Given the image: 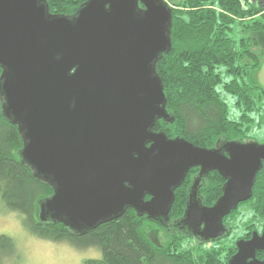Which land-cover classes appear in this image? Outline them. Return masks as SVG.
Segmentation results:
<instances>
[{
	"label": "water",
	"instance_id": "1",
	"mask_svg": "<svg viewBox=\"0 0 264 264\" xmlns=\"http://www.w3.org/2000/svg\"><path fill=\"white\" fill-rule=\"evenodd\" d=\"M171 27L165 0H88L71 17L46 0H0L3 112L22 135V161L54 189L42 221L83 234L132 208L168 222L175 190L199 167L200 178L225 180L222 195L202 204L195 180L177 226L207 242L228 235L224 219L252 198L264 142L205 148L154 130L174 120L156 71ZM235 246L228 264H264V228Z\"/></svg>",
	"mask_w": 264,
	"mask_h": 264
},
{
	"label": "trees",
	"instance_id": "2",
	"mask_svg": "<svg viewBox=\"0 0 264 264\" xmlns=\"http://www.w3.org/2000/svg\"><path fill=\"white\" fill-rule=\"evenodd\" d=\"M87 1L46 0L51 14L67 17ZM165 1L172 8V48L157 62L156 71L174 120H158L154 130L205 148L227 141L247 142L255 125L264 126L263 88L247 80L264 60V0ZM2 71L0 67V76ZM223 92L234 98L238 120L229 118ZM3 103L0 93V201L23 217L24 225L37 238L101 251V258L83 264H228L237 251L236 241L229 242L235 233L233 222L248 217L246 237L264 228V165L257 174L252 198L224 219L229 236L213 242L177 226L185 213L191 175L175 192L168 222L139 216L132 208L83 234L60 222L42 221L40 202L51 197L54 189L22 161L24 141L18 127L5 117ZM253 116L259 117L257 121ZM224 182L216 171L209 174L202 204L212 206L222 195ZM151 228L159 233L160 243L151 239ZM14 251V240L0 235V264Z\"/></svg>",
	"mask_w": 264,
	"mask_h": 264
},
{
	"label": "rangeland",
	"instance_id": "3",
	"mask_svg": "<svg viewBox=\"0 0 264 264\" xmlns=\"http://www.w3.org/2000/svg\"><path fill=\"white\" fill-rule=\"evenodd\" d=\"M247 80L256 81L264 91V60L260 69L252 76L247 77ZM219 91H222V89L219 88ZM222 98L228 105L229 118L238 120L239 112L234 106V98L224 92ZM253 117L256 121L259 118L257 116ZM247 141L263 143L264 126L259 128L258 125H255L249 133ZM246 220H248V217L245 220L233 222L232 226H234L235 233L229 237V242L245 236L244 228L249 221L246 222ZM0 235L11 237L15 243L14 253L7 254L3 258L2 264H83L88 259H97L102 256L101 251L97 248H79L69 243H55L37 238L24 225L23 217L16 212L9 211L2 201H0ZM149 235L155 243H160L161 240L157 231L151 228Z\"/></svg>",
	"mask_w": 264,
	"mask_h": 264
},
{
	"label": "flooded vegetation",
	"instance_id": "4",
	"mask_svg": "<svg viewBox=\"0 0 264 264\" xmlns=\"http://www.w3.org/2000/svg\"><path fill=\"white\" fill-rule=\"evenodd\" d=\"M169 138H171V139H173L172 137H169ZM174 138H177V137H174ZM149 146V145H148ZM199 172H200V168L199 167H197V168H193V169H191L190 170V172L187 174V177H188V175H191V183L188 185V187H187V201H188V197L190 196V193H191V187L193 186V184H194V182H195V180H197L198 181V185H197V189H196V195H197V198L202 202V198H204V196H203V193H204V189H205V182H206V180H207V177H208V175L209 174H211L212 172H209V173H207V175H205V176H203L202 178H200L199 177ZM186 177V178H187ZM186 180V179H185ZM225 183V182H224ZM223 183V184H224ZM184 185V182H183V184L179 187V188H183L182 186ZM179 188H177V189H179ZM176 189V190H177ZM176 190H175V192H176ZM148 199H150V196H146V200H148ZM207 206H210V205H207ZM227 228V227H226ZM262 231V230H261ZM261 231H259V233H261ZM254 232V231H253ZM252 232V233H253ZM229 232H228V236H229ZM252 235V234H251ZM251 235L249 236V237H246V236H244V237H242V238H239V239H237L236 240V242L238 241V240H241V239H249V238H251ZM235 242V243H236Z\"/></svg>",
	"mask_w": 264,
	"mask_h": 264
}]
</instances>
